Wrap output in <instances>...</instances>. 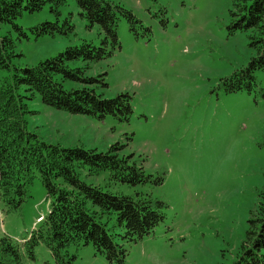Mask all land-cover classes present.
<instances>
[{
	"label": "rangeland",
	"instance_id": "rangeland-1",
	"mask_svg": "<svg viewBox=\"0 0 264 264\" xmlns=\"http://www.w3.org/2000/svg\"><path fill=\"white\" fill-rule=\"evenodd\" d=\"M111 1L130 11L133 21L119 13L118 48L86 75L104 80L107 86L98 84V92L105 98L130 94L132 114L126 121L71 114L36 96L26 100L28 129L63 147L107 151L120 144L121 153L152 176L150 182L130 186L113 181L109 171L89 176L85 169L81 178L113 193L162 201L165 218L142 239H116L127 250L123 262H109L92 244L69 251L77 264H235L264 191V70L250 89L228 92L225 83L254 55L248 34L232 30L231 0ZM60 10L61 23L67 18L74 25L68 35L35 37L32 27L57 20L49 5L15 21L29 38L1 26L15 43L13 65L34 66L85 41L101 46L102 32L81 18L75 0H65ZM8 74L0 71V77ZM28 192L16 209L0 200V239L24 243L48 214L37 171ZM48 248L41 243L33 258L23 250V264H55Z\"/></svg>",
	"mask_w": 264,
	"mask_h": 264
},
{
	"label": "trees",
	"instance_id": "trees-1",
	"mask_svg": "<svg viewBox=\"0 0 264 264\" xmlns=\"http://www.w3.org/2000/svg\"><path fill=\"white\" fill-rule=\"evenodd\" d=\"M81 18L89 26L97 25L103 34L101 46L85 41L81 46L68 47L60 54L24 68L13 65L17 56L11 35H2L1 26L11 25L20 35L28 34L15 21L25 12H36L49 5L57 20L32 27L35 37L56 33L68 35L74 25L62 21L61 6L65 0H0V200L10 209L21 206L28 197V188L37 171L46 187L49 212L40 217V227L24 243L7 235L0 239V264H23L25 250L34 257L35 248L44 243L55 264H77L70 246L92 244L109 262H123L127 256L124 245L116 239L134 242L150 235L164 220L162 201L137 194L127 196L103 190L83 180L80 170L98 176L109 171L113 181L130 186L146 184L151 175L142 165L122 154L115 143L107 151L83 147H63L46 143L30 132L26 120V100L39 96L45 105L71 114L105 117L113 115L127 120L133 112L132 97L122 93L105 98L98 84L107 86L102 78L89 77L86 69L105 60L117 49L119 13L127 12L111 0H75ZM232 30L247 32L254 55L247 66L225 80L228 92L250 89L255 74L264 70V0H231ZM133 21V14L127 12ZM84 63L85 67L77 65ZM61 76L63 81H59ZM64 80L81 83L82 87L67 88ZM247 241L235 264H264V191L255 213L249 220Z\"/></svg>",
	"mask_w": 264,
	"mask_h": 264
}]
</instances>
